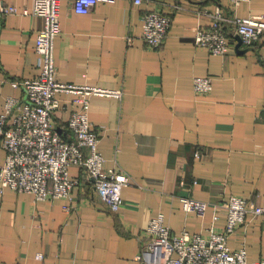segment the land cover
I'll return each mask as SVG.
<instances>
[{"label":"crops","instance_id":"crops-1","mask_svg":"<svg viewBox=\"0 0 264 264\" xmlns=\"http://www.w3.org/2000/svg\"><path fill=\"white\" fill-rule=\"evenodd\" d=\"M17 8L0 13V113L9 97L24 101L18 79L40 72L37 37L42 17L25 13L33 0H1ZM227 18L230 50L215 54L195 44L218 6ZM171 16L164 43L142 37L145 14ZM264 13V0L100 1L77 13L74 0H61V33L55 38L60 81L121 89V98L91 95L89 116L100 134L106 166L132 177L124 203L111 211L95 185L81 177L72 199L36 201L29 192L6 189L0 207V264H152L144 253L152 217L160 213L174 233L223 229L225 199H264V33L241 44L231 18ZM132 41V42H130ZM213 87L199 92L195 77ZM54 121L67 139L74 106L58 93ZM6 150L0 143V166ZM73 176L83 171L72 167ZM207 200L205 217L186 212L180 197ZM68 206L71 208L69 209ZM215 213L219 214L214 219ZM245 247L250 261L264 259V215L249 216L228 238ZM42 253L44 257L38 258ZM142 256L140 258L139 256Z\"/></svg>","mask_w":264,"mask_h":264},{"label":"built area","instance_id":"built-area-1","mask_svg":"<svg viewBox=\"0 0 264 264\" xmlns=\"http://www.w3.org/2000/svg\"><path fill=\"white\" fill-rule=\"evenodd\" d=\"M100 1L116 0H74L77 13H85ZM143 0H135L141 3ZM238 6L242 1L229 0ZM61 0H33L25 13L43 18L44 27L40 30L36 51L39 57L40 72L35 77L18 79L15 86L22 85L26 90L24 101L9 97L4 111L0 113V143L6 150L0 166V207L6 189L29 192L36 201L57 198L72 199V190L81 177L90 180L102 201L111 211H118L123 203V189L132 183V177L120 168H108L106 157L99 147L100 134L90 119L91 95L121 98V89H111L89 83L60 81L57 77L55 60V38L61 33ZM222 6L212 14V23L207 28H199L195 44L209 49L215 54H225L230 50V36L226 32ZM17 8L0 0V13H14ZM142 37L152 47H160L171 25V16L160 9L149 10L145 16ZM235 34L242 43L257 44L264 33V13L248 17L235 14L231 18ZM132 42V41H130ZM195 87L199 92H208L213 87L209 76L195 77ZM68 95L67 103L74 106L68 127L72 139H67L54 121V115L61 105L58 93ZM72 167L83 171L82 176H73ZM186 212H195L205 217L209 202L193 196L180 197ZM227 210V222L223 229L211 226L208 234L200 232L174 233L164 222L160 213L150 219L147 227L149 238L144 253L152 264H264V259L250 261L246 248H232L228 238L249 216L264 215L263 202H256L239 195H232L223 202ZM70 209L71 207L68 206ZM219 217L215 213L214 219ZM42 253L38 258H42ZM142 258V256H139Z\"/></svg>","mask_w":264,"mask_h":264},{"label":"water","instance_id":"water-1","mask_svg":"<svg viewBox=\"0 0 264 264\" xmlns=\"http://www.w3.org/2000/svg\"><path fill=\"white\" fill-rule=\"evenodd\" d=\"M238 38H239V43H238V47H240L241 46V44H242V40H241V38H240V36H238ZM60 129V128H59ZM145 264H147L146 262H145Z\"/></svg>","mask_w":264,"mask_h":264}]
</instances>
